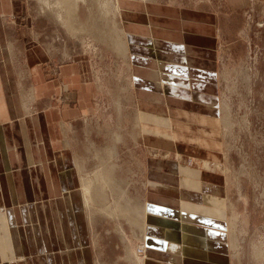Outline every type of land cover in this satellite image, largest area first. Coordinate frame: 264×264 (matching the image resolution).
Listing matches in <instances>:
<instances>
[{
  "label": "crops",
  "instance_id": "0c3cea01",
  "mask_svg": "<svg viewBox=\"0 0 264 264\" xmlns=\"http://www.w3.org/2000/svg\"><path fill=\"white\" fill-rule=\"evenodd\" d=\"M249 5L117 1L128 96L146 146L223 163V69L230 64L232 77L251 45L262 50L254 79L264 97V28L259 38L249 33ZM28 11V0H0V264H94L71 130L101 96L100 68L72 51L56 62ZM146 181V234L134 230L143 264H230L223 172L152 157Z\"/></svg>",
  "mask_w": 264,
  "mask_h": 264
},
{
  "label": "rangeland",
  "instance_id": "374dc122",
  "mask_svg": "<svg viewBox=\"0 0 264 264\" xmlns=\"http://www.w3.org/2000/svg\"><path fill=\"white\" fill-rule=\"evenodd\" d=\"M117 1L64 0L62 5L61 0H28V13L35 16L33 25L40 26L47 45L57 52L56 62L69 60V51H72L80 58L85 56L91 60L96 69L100 68L101 96L89 98L87 112L75 120L71 130L80 172L81 200L86 212L87 245L89 252L91 247L94 264H143L140 256L144 255V245L136 239L134 230L143 235L146 231L130 218L136 212L141 221L146 214L142 203L147 195V160L179 158L186 165L197 168H204L207 161L202 163L197 157L144 144L134 98L128 96L125 50H122L125 42L115 18ZM70 2L77 5L78 10L72 16L74 20L72 17L65 20L71 21L78 28L76 30L67 28L59 19V10L65 16L73 4ZM250 2L251 5L243 10L244 21L256 27L255 33L252 30L249 33L260 35L255 36L259 38L264 28V0ZM261 56L260 47L251 45L250 52L232 77L231 72L225 70L230 64L223 69L224 160L222 164L210 162L208 168L223 172L227 180V206L233 210L232 213L228 210L227 225L232 246L230 264H264V97H261L262 79L258 76L254 79V66ZM177 125H180L178 121ZM158 132L173 136L162 129ZM101 174L108 175L109 179L112 177L114 182L111 180L108 185V182L97 181ZM84 179L105 187L104 201L95 202L92 207L90 200L89 204L85 202ZM117 205L126 211H119Z\"/></svg>",
  "mask_w": 264,
  "mask_h": 264
},
{
  "label": "bare ground",
  "instance_id": "6f19581e",
  "mask_svg": "<svg viewBox=\"0 0 264 264\" xmlns=\"http://www.w3.org/2000/svg\"><path fill=\"white\" fill-rule=\"evenodd\" d=\"M106 1V0H105ZM81 2V1H80ZM83 2V1H82ZM63 3H64V0H61V4L63 5ZM71 3H73V2H70V4ZM46 4V3H45ZM48 4V3H47ZM51 5V4H50ZM60 5V4H59ZM61 5V6H62ZM60 8V7H59ZM68 9V8H67ZM78 10V7H77V5H75L74 3L72 4V6L69 8V10H68V12H67V14L64 16V13H63V15H62V13L60 12V10H59V19L60 20H62V22H63V24L67 27V28H71V30H72V28L73 29H78V28H76V27H74V24H72V22L71 21H69V20H65V18H69V17H72V16H75V12ZM58 15V14H57ZM73 18V20L75 19V17H72ZM65 20V21H64ZM121 36V35H120ZM122 37V36H121ZM121 37H120V39H121ZM118 41V40H117ZM120 41V40H119ZM123 41V40H122ZM121 43V42H120ZM119 43V44H120ZM123 44V43H122ZM117 46V45H116ZM124 48L122 49V50H125L126 51V47H125V43L122 45ZM127 46V45H126ZM121 47V46H120ZM124 53V52H123ZM125 54V53H124ZM128 56V55H127ZM224 107V106H223ZM224 109V108H223ZM205 164V166L207 167V168H209V163L208 162H205L204 163ZM217 166V165H216ZM112 167V166H111ZM222 168V167H221ZM220 169V168H219ZM113 171V170H112ZM108 172H110L109 170H108ZM104 173V172H103ZM107 174V173H106ZM106 174H104V175H100L99 176V180H97V181H101L102 180V183L104 182L105 184L107 183L108 185L109 184H111L109 181H113V179H112V177H110V179H109V177H108V175H110L111 176V174H112V172H111V174H109L108 173V175H106ZM90 181V180H89ZM89 181H87L86 179H84L83 180V190H84V192H85V196H84V198H86V200H85V202L87 203V204H89V200H90V202H91V207H92V205H95V202H100V201H104L105 200V195H104V193H103V191H104V189H105V187L104 188H101L102 187V185H100L99 186V184H98V186L95 184H93V182H92V180H91V182L89 183ZM114 182V181H113ZM105 184H104V186H105ZM107 186V185H106ZM83 201V200H82ZM100 204H102V203H100ZM105 205H106V202H105V204H103V208H105ZM117 208L119 209V211H120V209H122V212H125L126 211V209L124 210V208L122 207L121 208V206H118L117 205ZM106 209H107V207H106ZM109 209V208H108ZM144 210V209H143ZM117 211V210H116ZM118 212V211H117ZM140 212H142V211H140ZM145 212V211H144ZM216 212V211H215ZM143 213V212H142ZM139 215V214H138ZM139 218V217H138ZM138 218H137V215H136V212H135V215L133 214V218H130V219H132V221L136 224V225H138L139 224V227H143V229L146 231V214H145V217H144V215H143V217L141 218V221H138ZM232 242V241H231ZM232 247V246H231ZM234 247V246H233ZM170 249L172 250V251H178L179 253H181V251H182V249H183V247H179V245H176V243L175 244H172L171 246H170ZM182 255V254H181ZM135 257V256H134ZM144 258V257H143ZM143 262V259L140 261V263H142Z\"/></svg>",
  "mask_w": 264,
  "mask_h": 264
},
{
  "label": "built area",
  "instance_id": "2783aa9c",
  "mask_svg": "<svg viewBox=\"0 0 264 264\" xmlns=\"http://www.w3.org/2000/svg\"><path fill=\"white\" fill-rule=\"evenodd\" d=\"M253 1V0H252Z\"/></svg>",
  "mask_w": 264,
  "mask_h": 264
}]
</instances>
